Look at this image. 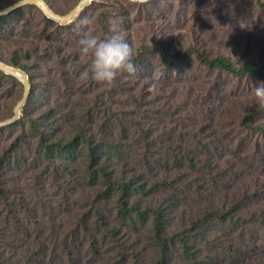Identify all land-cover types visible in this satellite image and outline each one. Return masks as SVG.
<instances>
[{
    "label": "trees",
    "instance_id": "obj_1",
    "mask_svg": "<svg viewBox=\"0 0 264 264\" xmlns=\"http://www.w3.org/2000/svg\"><path fill=\"white\" fill-rule=\"evenodd\" d=\"M46 1L67 14L80 0ZM243 16L264 23V0H94L69 24L31 4L0 18V62L32 86L20 119L0 128V264H264V108L253 94L264 28ZM112 24L135 73L82 79L92 57L80 41ZM183 83L174 110L154 103ZM23 93L0 70V122ZM45 184L61 208L48 219L34 198Z\"/></svg>",
    "mask_w": 264,
    "mask_h": 264
},
{
    "label": "clouds",
    "instance_id": "obj_2",
    "mask_svg": "<svg viewBox=\"0 0 264 264\" xmlns=\"http://www.w3.org/2000/svg\"><path fill=\"white\" fill-rule=\"evenodd\" d=\"M133 2L147 4L150 0H133ZM109 32L110 35L103 39L86 33L80 41L82 54L92 57L90 73L89 71L83 72L82 79H87L91 74V78L96 82L110 84L125 72L135 73L134 49L115 24H112ZM154 79H159V74H154ZM253 94L257 104L264 108V83H261L259 87H254Z\"/></svg>",
    "mask_w": 264,
    "mask_h": 264
},
{
    "label": "rangeland",
    "instance_id": "obj_3",
    "mask_svg": "<svg viewBox=\"0 0 264 264\" xmlns=\"http://www.w3.org/2000/svg\"><path fill=\"white\" fill-rule=\"evenodd\" d=\"M9 2H11V0H0V11H2L4 9H7V7L5 8V6ZM45 2L48 4V2L46 0H45ZM29 5H31V4H29ZM48 6L50 7V4H48ZM30 9L24 10L23 12H21V15H19V18L22 17V16L24 17L23 18L24 20L22 21V23H20L22 26L25 25V22H26L27 17L28 16H31V14L35 12V9L34 8H30ZM50 9H51V7H50ZM92 9L93 8H91V10ZM98 10H100V9L98 8ZM91 13L94 14V13H97V11L94 9V10L91 11ZM57 14H59V13H57ZM60 15H64V14H60ZM243 17L244 18L242 20V26H244L245 28L246 27H248V28H250V27H252V28H259V29L264 28V23H258V21L255 18L249 17V16H243ZM74 19L71 22H73ZM67 24H69V23H67ZM139 30L141 31V29H139ZM18 31H19V33H21V30H18ZM185 33L186 32H183V35ZM136 35L139 36L138 31H136ZM185 37H186L185 40L188 41L189 40V35H185ZM183 42L184 41L181 40V38H180L179 43L177 42V44L182 45ZM229 46H230L229 44H225V46L223 48V51L227 55H230V53L232 52L231 50H229V48H228ZM236 53H237V51H236ZM182 85L183 86H181V87L178 88L177 92H174L172 90V88L169 89V90L158 89L156 91V96L153 99L155 101L154 103L157 104L158 106L161 105L162 108H164L165 110L171 109L172 107H173V110H174L175 107H176V103H178V102L181 103V101H183L182 99H184L186 97V95L189 94V91L191 90V89L188 90L191 87V85H192L191 83H183ZM12 92L16 93L15 96L17 95L16 96V100H17L19 98V96H20L19 90L14 89ZM23 95H24V93H23ZM19 102H18V104H19ZM5 104L6 103H4V106H5L4 108L6 109V111H5L4 114L5 115H10L11 114V112L9 111L10 106L9 105H5ZM17 105H16V107H17ZM16 107L14 108L13 116H14V112H15ZM164 115L166 116V114H163L161 116L159 115L158 118H162L163 119L165 117ZM8 120H10V119H8ZM166 120H167V118L165 119V122H166ZM163 125H164V127L166 126V124H163ZM260 179L261 178H258V177L254 178V179L253 178H250V179L246 180L248 182V184L245 182L244 185L245 186L250 185V184L252 185L253 182H256V180H259L260 181ZM261 180H263V179H261ZM31 185H32L31 187H34L35 185L38 186L39 183L38 184L35 183V184H31ZM75 192L77 193V190ZM35 194L36 195H34V198H35V196L37 197L36 200L39 202L38 203L39 210L43 209L45 207L44 204H46V208H44L42 211L43 212H46L47 211L46 213H48V214L46 215L42 211H41V214H40L41 216L44 215V219H48L49 217H51V213H58L57 211H60L61 210L60 206L57 204L58 203V195L54 196L53 188L50 185L45 184L43 186V188H42V186H39V188H36ZM71 198H72V203L74 204V202L77 200V196L71 195Z\"/></svg>",
    "mask_w": 264,
    "mask_h": 264
},
{
    "label": "water",
    "instance_id": "obj_4",
    "mask_svg": "<svg viewBox=\"0 0 264 264\" xmlns=\"http://www.w3.org/2000/svg\"><path fill=\"white\" fill-rule=\"evenodd\" d=\"M94 0H81L75 8H73L70 12L64 15L57 14L54 12L48 4L45 2V0H19L15 4L7 7V9H4L0 11V18L7 16L14 12V10L23 7L25 5L29 4H35L37 5L50 19L59 21L62 24L70 23L76 16H78L87 6H89ZM0 70H2L5 74L17 78L23 85H24V95L19 104L17 105L14 116L12 119L1 122L0 128L7 127L10 125H13L16 123L22 114V110L25 107L30 94H31V81L28 77V75L23 72L22 70L7 66L0 62Z\"/></svg>",
    "mask_w": 264,
    "mask_h": 264
}]
</instances>
